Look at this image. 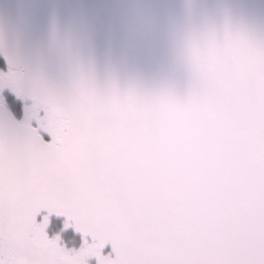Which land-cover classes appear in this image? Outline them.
<instances>
[{
    "label": "water",
    "instance_id": "obj_1",
    "mask_svg": "<svg viewBox=\"0 0 264 264\" xmlns=\"http://www.w3.org/2000/svg\"><path fill=\"white\" fill-rule=\"evenodd\" d=\"M235 44L264 51V0H0V59L23 73L28 100L66 120L67 133L78 136L77 166L94 156L90 145L103 147L97 101L113 95L121 100L129 94L173 95L183 102L195 94L217 115L230 116L251 74ZM11 132L33 169L29 183L12 189V202L20 205L11 220L15 231L0 205V240L10 249L12 264H76L33 241L43 215L69 222L93 243L96 233L81 230L85 221H111L121 230L130 226L102 194L85 205L87 187L69 200L43 181L26 141L35 136L50 143L0 104V147L12 146ZM107 250L115 260L112 243L101 251Z\"/></svg>",
    "mask_w": 264,
    "mask_h": 264
},
{
    "label": "snow or ice",
    "instance_id": "obj_2",
    "mask_svg": "<svg viewBox=\"0 0 264 264\" xmlns=\"http://www.w3.org/2000/svg\"><path fill=\"white\" fill-rule=\"evenodd\" d=\"M233 50L251 74L228 117L195 94L183 102L113 95L97 101L103 147L90 145L94 156L79 166L78 136L55 116L46 128L51 144L26 141L51 188L71 200L87 187L85 205L102 194L131 222L121 230L85 221L81 230L98 242L76 253V264L91 256L100 264H264V51ZM10 136L12 146L0 147V205L15 231L20 205L12 189L29 183L33 169L17 151L16 133ZM107 243L115 260L101 255Z\"/></svg>",
    "mask_w": 264,
    "mask_h": 264
},
{
    "label": "rangeland",
    "instance_id": "obj_3",
    "mask_svg": "<svg viewBox=\"0 0 264 264\" xmlns=\"http://www.w3.org/2000/svg\"><path fill=\"white\" fill-rule=\"evenodd\" d=\"M22 75L20 70H12L6 67V69L0 68V104L10 107L6 103L7 96L12 98L15 105L19 104V108L14 115L18 114L17 117L19 123L26 126L34 128L37 133L42 136L50 144L53 142L51 134L46 131L52 121V113L49 109L41 106L36 102L28 100L22 90ZM56 122L60 124L64 131L67 133L68 123L64 119L56 118ZM50 219L48 216H43L39 223L34 227L32 232L33 241L38 245H46L49 247L50 251L56 257L70 259L75 261V254L80 253L82 250H86L91 245L95 244L91 242L88 238L80 236L76 229L65 220L66 231L73 229L79 237L80 240L76 239L73 241L70 239L69 242H65L57 234L51 237L47 234L48 228L51 226ZM101 255L108 256L114 260L112 254L108 252H102ZM0 264H12V253L8 246L5 245L3 241L0 240ZM87 264H100L99 260L95 256L87 258Z\"/></svg>",
    "mask_w": 264,
    "mask_h": 264
},
{
    "label": "trees",
    "instance_id": "obj_4",
    "mask_svg": "<svg viewBox=\"0 0 264 264\" xmlns=\"http://www.w3.org/2000/svg\"><path fill=\"white\" fill-rule=\"evenodd\" d=\"M0 68L6 69L5 64L0 59ZM6 103L10 107V109L13 112H16V110L19 108V104L15 105V103L12 101V98L10 96H7ZM16 116L19 118L18 114ZM51 226L48 228L47 234H49L51 237H54L53 235H59L63 241L69 242L70 239L75 241L76 239L80 240L81 237L78 236V234L73 230H67L65 228V221L63 219L59 218H51L50 219Z\"/></svg>",
    "mask_w": 264,
    "mask_h": 264
}]
</instances>
